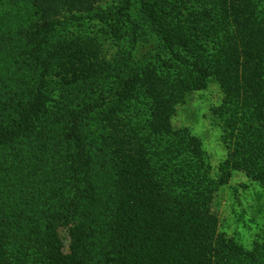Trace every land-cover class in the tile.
I'll list each match as a JSON object with an SVG mask.
<instances>
[{
	"label": "trees",
	"instance_id": "trees-1",
	"mask_svg": "<svg viewBox=\"0 0 264 264\" xmlns=\"http://www.w3.org/2000/svg\"><path fill=\"white\" fill-rule=\"evenodd\" d=\"M136 11L161 44L137 64L122 49ZM213 81L217 180L173 124ZM235 171L264 188V0H0V264H264L212 209Z\"/></svg>",
	"mask_w": 264,
	"mask_h": 264
},
{
	"label": "rangeland",
	"instance_id": "rangeland-1",
	"mask_svg": "<svg viewBox=\"0 0 264 264\" xmlns=\"http://www.w3.org/2000/svg\"><path fill=\"white\" fill-rule=\"evenodd\" d=\"M110 5L119 4V0H109ZM107 8V7H105ZM135 23L127 22L123 27L127 32L123 36L122 48L131 51L137 64L150 60L159 52L160 41L150 24L134 15ZM138 25L140 27L138 28ZM149 25V26H148ZM108 30L107 48L112 56L118 50L113 35L107 25L94 19L87 27L89 35L101 36ZM100 34V35H99ZM124 35V34H123ZM225 95L216 82L203 91L194 92L186 103L178 106L173 119L176 131L188 130L192 136L200 139L206 156V173L210 179H218L220 167L226 162L230 152L228 139V115L220 110ZM212 209L220 220V233L227 239L235 240L246 251H253L257 244L264 243V188L244 171H235L227 184L219 185L214 191ZM64 252H70V236L67 228L59 230Z\"/></svg>",
	"mask_w": 264,
	"mask_h": 264
}]
</instances>
